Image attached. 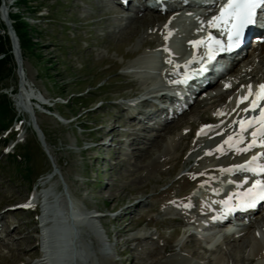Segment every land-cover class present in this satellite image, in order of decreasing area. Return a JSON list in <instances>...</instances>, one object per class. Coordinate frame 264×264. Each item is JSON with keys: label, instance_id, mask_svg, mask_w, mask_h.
<instances>
[{"label": "rangeland", "instance_id": "1", "mask_svg": "<svg viewBox=\"0 0 264 264\" xmlns=\"http://www.w3.org/2000/svg\"><path fill=\"white\" fill-rule=\"evenodd\" d=\"M3 4L8 6L11 23L16 14L27 21L35 43L21 49L24 63L18 65L0 13L6 28V32L0 29V35L10 38L7 68L12 71L0 80V99L11 104L2 121L9 124L0 126V264L37 263L33 256L40 249L33 233L52 224L42 222L40 216L35 222V212L26 207L36 201L40 211H47V218L59 225L83 216L76 227L79 241L86 240L97 251L98 246L108 250H99L98 264H264L251 255L248 241L224 238L210 250L185 233L181 222L171 219L184 206L182 199L193 183L213 176L211 167L220 173L229 148L224 141L236 118L228 104L235 87L264 75L261 47H252L234 87L205 93L221 92L226 98L206 102L211 97L202 96L160 128L134 129L130 122L136 127L140 122L130 116L144 106L140 101L146 91L163 85L150 65L156 51L165 58L161 49L165 30L156 26L161 23L143 26L140 16L112 18L121 8L102 0H0V9ZM134 25L140 26L136 32ZM126 36L129 41H124ZM149 42L159 49L153 50ZM30 94L43 97L47 105L37 108L29 103L25 97ZM12 114L15 119L9 122ZM34 120L44 142L33 128ZM204 123H211L210 127L201 130ZM176 124L180 126L169 131ZM154 139L160 141L159 148ZM60 201L70 209L60 204L57 210ZM95 210L104 214L96 219L105 230L101 245L83 224L90 221L84 212ZM198 213L179 216L198 220ZM109 231L112 235L107 239Z\"/></svg>", "mask_w": 264, "mask_h": 264}, {"label": "bare ground", "instance_id": "2", "mask_svg": "<svg viewBox=\"0 0 264 264\" xmlns=\"http://www.w3.org/2000/svg\"><path fill=\"white\" fill-rule=\"evenodd\" d=\"M5 7H7V5L3 6L1 8V11L4 12L5 11ZM119 10H116L115 14H111L110 17H115V16H119ZM177 12L178 10H174L171 9V11L167 12V13H161V14H157V15H152V16H148L147 14H142L139 18V20L142 21V25L145 26V24H156V23H161L158 24L156 26H158V29L164 30V29H168L170 27V22L173 18H176L177 16ZM140 28V26L134 25L132 27V31L136 32L138 31V29ZM131 33V32H130ZM161 37V36H160ZM159 38V36H158ZM130 38L128 36L125 37L124 41H129ZM160 40V39H159ZM128 43V42H127ZM150 45H154V42H149ZM261 57L262 59H264V42L261 44ZM15 54H17V57L19 56V49H20V54H21V48L15 46ZM22 57V55H21ZM247 57V56H246ZM246 61V60H244ZM248 64L251 65V61L248 58ZM23 60H22V65H23ZM240 68H238L236 71H243L244 68H246V64L242 63L240 64ZM264 78V77H263ZM222 82H224L227 85H231V82H228L226 80H219L217 81L215 84V87L211 88L213 90L218 89L219 86H222ZM224 84V85H225ZM239 85V84H238ZM224 94L220 93H215L214 95L211 96L212 98L215 97H220L221 99L226 98L223 97ZM32 96H34V94H30L28 95V97L26 96L27 99H31ZM36 96V95H35ZM41 97V96H39ZM198 98L195 100V102H197ZM204 101V100H203ZM201 102V101H200ZM235 113H243L244 110L246 109V106H244L243 104L235 107ZM233 110V109H232ZM231 112V111H230ZM234 113V111H233ZM167 124V122H166ZM137 123L135 122H130V126L133 128L134 126L136 127ZM180 124H176L175 126H170L168 127L169 131L170 130H174L176 127H179ZM39 130H41V128L39 127ZM42 131V130H41ZM133 138V136L131 137ZM155 140V139H154ZM139 142H142L143 144L146 143L147 141L145 139H140ZM160 147V141L157 139L155 140V148H159ZM246 159V158H245ZM242 160L239 159V162H241ZM236 161H230L228 163L230 164H234ZM216 169L211 167L209 168V172H214ZM104 178H107L106 175H104ZM103 178V179H104ZM63 200V199H62ZM60 204L62 206H65L70 209V207L68 206V203H64V201H60L59 203L57 202L56 205V209L60 210ZM61 206V207H62ZM93 210V209H91ZM84 214L89 218L90 217V221L87 220L86 223L81 222V224L83 223L85 226V230H87L88 232L90 231V234L96 238L98 237V241L100 242V245L104 243V238H103V234L105 232L104 228H103V224L102 223H97L96 219L99 217L104 216V214H102L99 210H95L94 213H88V212H84ZM259 214V213H258ZM258 214H256V216L254 217V221L250 220V223L241 227L240 229L237 228V230L235 231V233H227L226 235H223V233H219L218 235H209L207 238L211 239V244H206V248L213 250L215 249L219 244H217L219 241H221V238H237L238 240H242L244 242L248 241L249 242V246H250V251H251V255L256 256V258H258L261 262L264 261V243L261 241V239L258 237V234L261 232L262 234L264 233V215L262 214L261 217L258 216ZM83 216H77V218H81ZM42 222L44 221V223H50L52 224L51 228L47 229V230H43L44 235H43V241H42V246H43V252L42 254L38 257L37 259V264H90L91 262H93V260L95 261V263L93 262V264H98V262L96 261V255L99 254V252H108V250L106 249V246H98V251L94 248V246H91V243H88L86 240L81 242V245H77L75 243H77V241H79V239L77 238L78 233L76 231V227L78 224H80V219L79 220H72L71 224L66 225V224H60L59 223H55V221H52L51 219L47 218V216L45 218L41 219ZM56 225V226H55ZM55 228V229H54ZM254 228V229H253ZM95 231H97L96 233H94ZM67 235V236H66ZM106 238L109 239L112 235V232L109 231L107 233H105ZM63 241L64 243L58 242L59 240ZM226 241V240H225ZM75 242V243H74ZM217 242V243H216ZM53 244V246L51 245ZM91 249V252H90ZM25 250V249H23ZM101 250V251H99ZM26 251V250H25ZM36 254V253H35ZM14 255V254H13ZM38 255V254H37ZM252 256V257H253ZM46 258V262L45 259ZM85 259L87 261H89L88 263L83 262L82 259ZM224 261V260H222ZM12 262V261H11ZM10 264V263H8Z\"/></svg>", "mask_w": 264, "mask_h": 264}, {"label": "snow or ice", "instance_id": "3", "mask_svg": "<svg viewBox=\"0 0 264 264\" xmlns=\"http://www.w3.org/2000/svg\"><path fill=\"white\" fill-rule=\"evenodd\" d=\"M259 9H264V0H227V3L223 4L220 8L218 15L213 16L208 22L211 27L218 28L222 33H227L228 41L227 44H222L219 39L209 35L208 36V49H209V60L213 58V51H228L233 47L239 46L244 38L245 29L256 22V17ZM194 45L204 43V41H193ZM204 69L202 68L201 71ZM188 77L186 76L184 80L175 81V83H186ZM260 88L264 90V85H260ZM244 99H247L245 97ZM243 102V101H240ZM247 111V109H245ZM240 133L234 136H229L224 144H227L229 148H235L237 152H246L251 150V148L257 146V137L259 136L264 140V109L261 110V116L259 120V127L251 132L252 140L244 148L237 147L238 144L243 143V133L248 130V128L254 127L257 123L256 118L249 120L247 124L240 121ZM234 141V143H229ZM261 146H264L262 143ZM223 145L219 146L217 151H221ZM259 159L258 156H253L249 161L242 165H236L235 169H228L227 171L233 170H246L253 172L257 175L264 173V166L259 165L256 161ZM247 183V181H245ZM244 200L240 207L250 208L255 207L258 201H264V180H256L246 192L243 193ZM231 200V197L229 198ZM225 206H228V201L225 202ZM229 211L234 209L229 208Z\"/></svg>", "mask_w": 264, "mask_h": 264}, {"label": "trees", "instance_id": "4", "mask_svg": "<svg viewBox=\"0 0 264 264\" xmlns=\"http://www.w3.org/2000/svg\"><path fill=\"white\" fill-rule=\"evenodd\" d=\"M24 1V0H22ZM11 16V15H10ZM13 28L15 29V32L17 34L20 48L22 50H27L31 48L35 42H33V39L29 35V25L27 21L20 15L16 14L11 16ZM0 29H3L6 32L5 25L1 23L0 20ZM11 48H10V38L7 34L5 36L0 35V55L5 54V57L0 59V80L4 79L7 75L9 76L12 72L9 68H7L8 63L11 62ZM13 60V59H12ZM11 111V104L6 99H0V126L4 124L3 118L7 115L8 112ZM15 115H11L9 122L14 121ZM7 124H4V128H7Z\"/></svg>", "mask_w": 264, "mask_h": 264}, {"label": "water", "instance_id": "5", "mask_svg": "<svg viewBox=\"0 0 264 264\" xmlns=\"http://www.w3.org/2000/svg\"><path fill=\"white\" fill-rule=\"evenodd\" d=\"M4 14L6 17V25L8 27L9 33L12 37L14 47L17 46L19 48L18 37L16 35L15 29L13 28L11 21L7 17L8 16V8L7 7H5ZM16 57H17V54H16ZM17 61H18V65H21L22 58H21V54H20V49H19V56L17 57ZM40 135H41V131H40Z\"/></svg>", "mask_w": 264, "mask_h": 264}]
</instances>
